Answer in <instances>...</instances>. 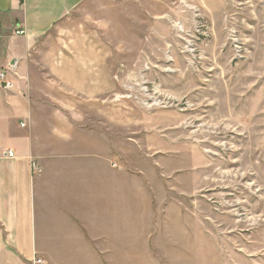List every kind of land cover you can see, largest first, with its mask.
Here are the masks:
<instances>
[{
  "label": "rangeland",
  "instance_id": "obj_1",
  "mask_svg": "<svg viewBox=\"0 0 264 264\" xmlns=\"http://www.w3.org/2000/svg\"><path fill=\"white\" fill-rule=\"evenodd\" d=\"M56 28L52 57L115 80L134 251L102 264H264V0H88Z\"/></svg>",
  "mask_w": 264,
  "mask_h": 264
},
{
  "label": "crops",
  "instance_id": "obj_2",
  "mask_svg": "<svg viewBox=\"0 0 264 264\" xmlns=\"http://www.w3.org/2000/svg\"><path fill=\"white\" fill-rule=\"evenodd\" d=\"M86 1L0 0V71L18 63L13 88L0 83V264L133 256V174L102 150L121 118L103 104L110 61L51 53L56 26Z\"/></svg>",
  "mask_w": 264,
  "mask_h": 264
},
{
  "label": "built area",
  "instance_id": "obj_3",
  "mask_svg": "<svg viewBox=\"0 0 264 264\" xmlns=\"http://www.w3.org/2000/svg\"><path fill=\"white\" fill-rule=\"evenodd\" d=\"M17 34L21 35V34H25L24 30H17L16 31ZM17 62L13 63L11 65H9L8 68L3 69L0 71V83L4 85L5 88L7 89H12L13 88V83L12 81H10L8 79V74L9 73H14L16 71L17 68ZM4 155L9 156V157H14L15 156V152L12 150H9L8 152H5ZM32 166H33V170L34 171H41V168L38 166L37 162L33 161L32 162ZM34 264H43V260L40 258H36L34 259Z\"/></svg>",
  "mask_w": 264,
  "mask_h": 264
}]
</instances>
